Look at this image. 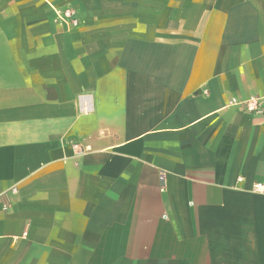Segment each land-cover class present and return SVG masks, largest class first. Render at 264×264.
Segmentation results:
<instances>
[{
  "label": "crops",
  "instance_id": "1",
  "mask_svg": "<svg viewBox=\"0 0 264 264\" xmlns=\"http://www.w3.org/2000/svg\"><path fill=\"white\" fill-rule=\"evenodd\" d=\"M257 184L264 0H0V264H264Z\"/></svg>",
  "mask_w": 264,
  "mask_h": 264
},
{
  "label": "built area",
  "instance_id": "2",
  "mask_svg": "<svg viewBox=\"0 0 264 264\" xmlns=\"http://www.w3.org/2000/svg\"><path fill=\"white\" fill-rule=\"evenodd\" d=\"M58 21L60 23H67L71 26H77L78 25V20L75 18V11L73 9H68L64 12H62L59 16H58ZM233 104H239L237 103L236 100H233L232 102ZM242 105L245 106V108L247 110H249L250 112L253 113H259L261 112V104H260V99L259 98H251L248 101H245L243 103H241ZM163 182H165V177H162ZM13 191H15V189H13ZM256 191L257 192H263L264 191V185L263 184H257L256 185ZM2 197V194H0V199ZM2 210L4 212H8L10 210V206L8 204H3L2 206Z\"/></svg>",
  "mask_w": 264,
  "mask_h": 264
}]
</instances>
